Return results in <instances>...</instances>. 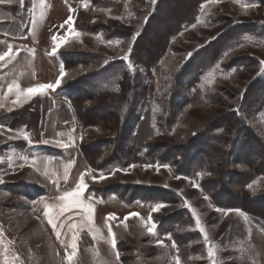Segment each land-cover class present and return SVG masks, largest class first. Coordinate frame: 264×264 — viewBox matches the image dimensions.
I'll use <instances>...</instances> for the list:
<instances>
[{"label":"rangeland","instance_id":"rangeland-1","mask_svg":"<svg viewBox=\"0 0 264 264\" xmlns=\"http://www.w3.org/2000/svg\"><path fill=\"white\" fill-rule=\"evenodd\" d=\"M200 2L203 11L201 6L197 11ZM36 3L32 43L38 45L39 59L35 64L37 47L29 48V56L23 55L13 67L16 72L23 67H34L31 79H26L20 88L25 89L36 80L41 84L53 81L63 66L66 75L55 96L66 102L57 101L55 109L54 99L41 94L14 103L16 96L12 94L13 99L8 98L0 106V117L4 115L0 118L4 123L0 128V144L15 142L17 146L5 152L14 159V165L3 168L5 181L0 183V264H69L66 253L72 251L67 245L73 231H80L75 264H175L177 257L180 264H213L207 254L209 244L216 252L215 264H264V168L255 173L252 169L264 167L261 152L264 111L255 107V113L251 112V106L264 100V73L260 65L264 61V0L216 3L125 0L115 6L95 5L87 0V8L85 0H44L43 6L40 0ZM79 6L83 8V17L86 12L94 14L87 29L75 27L73 14ZM11 7L19 17L18 8ZM195 13V21L186 23ZM8 14L4 11L9 20L5 23L13 27L14 16ZM69 16H72L70 25L65 24ZM165 27L170 30L168 34L164 33ZM101 29H107L112 37L108 38ZM76 33H80L79 37ZM135 33L139 35L133 42ZM53 36L66 41L55 52ZM234 37L237 44L224 48ZM130 43L133 52L129 54ZM222 49L224 52L220 53ZM61 54L68 58L69 70H65ZM126 54L133 67H128V61L122 67L139 75L142 82L137 79L132 83L129 95H121L117 100L113 96V105H109L108 99L97 104V98L89 96L84 83L90 81V75L104 58L113 62L112 71L124 62L120 57ZM87 56L95 59L87 60ZM147 56L151 57L148 63L141 65L138 59ZM146 85L151 93L149 99ZM83 89L87 92L86 111L81 107L79 112L82 117L87 113L90 121L84 129L81 146L84 134L71 100L76 91L84 94ZM41 107L46 108L44 115L49 114L39 127ZM239 107L243 108L242 114L252 134L229 135L230 141L221 146L213 140L212 130L232 119L231 113ZM169 109L173 116L171 123L165 115ZM148 110L153 115L156 132L143 140L144 145H149L141 152L144 160L129 155L128 161L124 160L126 155L122 150L134 144L131 136L127 144L122 141L131 127L128 118L133 114L144 115ZM55 111L62 120L59 131L51 117ZM118 111L123 117L119 125L114 117ZM9 113L11 116L6 117ZM18 126L31 134L34 143L48 148L49 153L65 156L66 165L55 172L52 165L47 166L50 160L43 154L27 157V163L21 160L19 157L25 151L19 148L26 141L9 139L16 135ZM137 127L131 131L134 133ZM141 131L145 136L147 131L143 126ZM249 135L262 139V147L255 143L252 148L250 142L254 138ZM69 136L74 144L67 149L39 142H68ZM123 144L127 146L123 148ZM256 157L261 159L251 164ZM205 158L209 170L204 166L205 169L198 171L195 165L192 171H186L190 163ZM222 161L228 162L227 168L219 170L216 167ZM20 164L25 166L20 168ZM68 165L71 166L65 180ZM117 168L121 171L113 174ZM89 169L92 172L85 175L84 201L93 207L92 227L98 230L96 238L93 239L87 226L83 230H69L70 224L81 223L84 214L80 209L66 212L56 220L58 225L64 223L58 229L61 232L58 238L45 211L55 214L61 204L59 197L72 191L79 183L78 176ZM101 173L104 179H100ZM92 176L96 177L95 181ZM193 182L200 187H194ZM250 183L252 189L247 187ZM42 196V202H35ZM205 196L209 199L205 200ZM156 203L165 207L154 212ZM45 205L53 207L46 209ZM217 207L240 209L244 216L235 212L225 215L215 211ZM132 213L137 215L131 216ZM110 215L112 220H108ZM69 216L71 219H67ZM197 217L208 233L209 243L198 230ZM152 222L156 225L155 236L147 232ZM113 238L114 248L110 243ZM157 240L163 241L162 247L157 245Z\"/></svg>","mask_w":264,"mask_h":264},{"label":"trees","instance_id":"trees-1","mask_svg":"<svg viewBox=\"0 0 264 264\" xmlns=\"http://www.w3.org/2000/svg\"><path fill=\"white\" fill-rule=\"evenodd\" d=\"M90 1L95 5H108V6H115V5H119V4L121 5L123 2H125V0H90ZM201 4H202L201 2L198 4L197 11H198L199 7L201 6ZM28 7L30 8L31 5L29 4ZM196 14L197 13H195V15L192 19H189L185 22L186 23L194 22L195 21L194 18L196 16ZM93 16H94L93 13L86 12V16L83 17V8L80 6L77 7L74 11V14H73L75 27L77 29H81L82 27L87 29L88 27H90V20L92 19ZM176 23H177V21L175 22V24ZM175 28H176V25H175ZM101 31L102 32L106 31V36L108 38L112 37V35H113L112 33L110 34L107 31V29L106 30L101 29ZM169 32H170V30H168L167 27H165L164 33L168 34ZM109 34L111 36H109ZM118 37L120 39H122L121 36H118ZM235 44H237L236 43V37L230 39L228 41V43L224 46V48L233 46ZM223 49L221 50L220 53L224 52ZM211 56H212V54H211ZM90 57L91 56H89V57L87 56L86 59L87 60L95 59V58H90ZM61 58L63 60L65 70H69L68 58L66 56H64V54H61ZM150 58H151L150 56H147V58H145L143 60L138 59V61L140 62L141 65H144V64L148 63ZM132 60L137 64V61L133 58V56H132ZM106 61L107 60L104 58V60L100 64V66L94 71V73H92V75H90V81H87L86 83H84V86L89 91V93H90L89 96H94L97 98V100H98L97 104H100L105 99H108L109 105H111V104L113 105L112 97L113 96H114V98L116 97V100H117L119 97L120 98L122 97L121 95H129L130 94V88L132 87L131 85H132V83L134 84V82L139 78V75L135 76V74H133V72L130 69L123 68L122 66H124L126 64L125 61L118 63L117 66H119V67H117V68L115 67L114 70L112 69V71H110L111 64L113 62L110 60L106 63ZM125 66H127V64ZM226 66H223V68H225ZM138 81L142 82V80H139V79H138ZM146 86L147 87H145V88L147 89V91L145 92V94L148 96L147 99H149L151 93L149 92L148 85H146ZM82 93H84V94L77 93V91L74 92L75 97H74V99L71 100L72 106L74 107V109L77 112V118L79 120L81 129L83 131L82 135L84 134L83 140L81 142V146L83 145L84 138H85L84 129L86 128V125L90 121L89 117H87V113L84 114L82 117L80 112H79V108H81V107L83 110L86 111V104L87 103H85V102L87 100H85V99H87V94H86L87 92H85V89H83ZM243 99H245V98L243 97ZM260 101H258L255 105L251 106V109H252L251 112L252 113H255V111H254L255 107H260L257 109V111H260V112L264 111V102H263L264 100H262V103H259ZM165 103L170 104L171 102L165 101ZM116 105H119V104H116ZM171 105L172 104H170L169 106H171ZM165 106H166V104H165ZM169 110H167L165 112V115H166V121L171 123L173 121V116H172V111L171 110L169 111ZM120 111H121V106H120ZM120 111L114 112L117 114L114 117L116 118V121H118L117 122L118 125L123 120V117H122V114L120 113ZM242 112H243V108L241 109L239 107L237 109H234L233 112L231 113L232 119H230V120L227 119L224 123H221L218 127L214 128L212 130L211 135H212L213 140L216 141V143H220V145L222 146L223 143L225 144V143L230 141L228 139L229 135L232 137H237V136H243V135L247 136V134H249L250 129L245 122L246 118H245V115L242 114ZM108 114L111 115L112 113L108 112ZM111 116H113V115H111ZM120 118H121V121H120ZM128 119H129V121H131L130 122L131 124L135 123V125H138V127L136 129H134V133H133V131H131V129L133 127L135 128V125L130 124L131 127L129 126L130 128L128 130V135L126 137H124V139L122 140L124 143L127 144L128 142H130V136H131V140L134 141V142H132V143H134L132 147H130V146L126 147L127 146L126 144L122 145L123 148L126 147L125 149L122 150L124 155H126V156H124L123 159L128 161L129 157H127V156L129 155L130 158H132V159L137 158L138 160L143 162L144 158L142 157L141 152H143V150L145 148H148V146H149L147 144L144 145L145 143L143 140H145V138H150V137L154 136V134L156 132V129H154L153 115H151V110H148V111H146V113L144 115H142V114L134 115L133 114ZM142 126L147 131L146 133H144V134H146L145 136H143L142 131L140 132V128ZM250 134H252V133L250 132ZM250 137L254 138V140H252V142H250L252 148L254 147L253 144H255V143L260 144L262 147V144H263L261 141L262 139L256 138L254 135H251ZM263 141H264V139H263ZM262 149L263 150L261 152L263 154V159H264V147H262ZM261 157L253 158V160L250 161V163L252 164L254 162V165H255L261 159ZM207 159L208 158H205L203 161H198L196 164L190 163L188 165L186 171H189V172L192 171V169L195 167V165H196L198 171H202V169H205L204 166H206V170H209L210 166L208 165ZM227 164H228L227 161H222L218 164V166L216 168L219 170L220 169L222 170L225 167L227 168ZM263 168L264 167L262 166L259 168L254 167L252 169L255 173V172L262 170ZM221 173H223V171ZM224 179H227L226 176L224 177Z\"/></svg>","mask_w":264,"mask_h":264},{"label":"snow or ice","instance_id":"snow-or-ice-1","mask_svg":"<svg viewBox=\"0 0 264 264\" xmlns=\"http://www.w3.org/2000/svg\"><path fill=\"white\" fill-rule=\"evenodd\" d=\"M5 0H0V4L4 3ZM7 2L11 3L12 0H7ZM20 5L24 4V0H18ZM156 0H152V3H155ZM218 2V0H209V3H216ZM41 5H44V0H40ZM256 5H247V7H255ZM84 7L87 8L88 7V3L87 0H85L84 3ZM201 10H204V6H201ZM70 11H74L72 9H70ZM117 19H119L120 17H115ZM72 22V16H69L68 20L65 21V24H71ZM33 27L35 25V21L33 20ZM63 27V25L61 26ZM80 33H76V36L79 37ZM139 35V33H135L132 36V41L134 42L136 37ZM52 40L55 42V47L53 48V52L56 51V49H58L59 47L62 46L63 43H65V40L60 39L58 36H53ZM108 43H113V41H108ZM116 43H119L118 41ZM132 51V45L131 43L129 44L128 47V53L130 54ZM192 53H189L188 56L191 57ZM8 58L13 59V54H12V48L11 46H9L8 51L0 54V61H5V59ZM120 59L124 60V61H128V67L131 69L133 67V65L130 62L129 59V55H125L123 57H120ZM107 63V61H106ZM260 65H261V73H264V61H260ZM219 67V65H217V68ZM66 73L63 69V66L61 67V72H60V78H58L56 80L55 83L53 84H41L38 85L36 87H29L26 89H20L19 85L16 84L15 82H13L12 84L8 85V94H13L16 96V101H14V103H21L22 101H26L32 98V96L39 94L42 90L45 89H52L55 90L57 87L60 86L62 79L65 77ZM7 95V94H6ZM2 106V105H0ZM238 111V110H237ZM12 131V130H9ZM16 135L15 136H10L9 139H17V138H22L24 141H26L28 144H32L33 143V139L31 134L28 131L25 130H15ZM82 139V137H81ZM40 143L43 144H50L53 143L55 144L57 147H61L64 149H67L71 146H73L74 144V140L71 136H69V140L68 142H63L60 140H55V141H50V140H41L39 141ZM20 159L24 160L25 163H27V157L21 156ZM25 165L24 164H20L19 167L23 168ZM71 165L66 166L65 171H64V179L66 180L68 177V167H70ZM152 165H145V167H151ZM130 167H136V165H131ZM157 170H159L160 165H157ZM163 167L168 168L169 165H163ZM116 171H121V169L117 168L113 171V174H115ZM126 171V170H124ZM92 172L91 169L88 170V172L86 173H82L79 179V183L76 185V187L72 190V191H67L64 192L62 196L59 197L61 204L58 206V209L56 210L55 214H50L47 210L45 211V215L48 217V223L51 224L52 228L54 230H56V236L59 238L61 235V232L58 230L59 228L64 227V223L62 222L60 225H58L56 223V220L60 217L63 216L66 212H71L73 209H80L83 211V216H82V220L81 223L78 225L76 223H72L69 225V230H73V229H80L83 230V228L85 226L88 227V231L90 234L93 235V239L96 238V233L98 232V230L94 229L92 227V219H93V207L90 203H85L84 201V194L87 190V184L85 182V175H90ZM44 175L47 177L48 173H44ZM198 175H202V173H198ZM92 180H96L95 176L91 177ZM104 175L103 173L100 174V179H104ZM178 179L180 177H177ZM55 183L58 184V181H54ZM0 183H3V174H0ZM193 186L199 188L200 185L196 184L193 182ZM247 187L249 189L253 188V184L250 183L247 185ZM205 200H208L209 197L205 196L204 197ZM53 206L51 205H45V208H51ZM165 205L163 203H156L153 207V211H159L162 208H164ZM215 211L219 212V213H223L225 215L231 213V212H235L238 216H244L243 212L240 209H223V208H219L217 207L215 209ZM131 216H136L137 214L132 213L130 214ZM67 219H71V216H69ZM113 216H109L108 220H112ZM125 219L127 220L128 217H125ZM151 220V217L149 218ZM196 224L198 226V230L203 234V239L206 243H209V236L208 233L205 231V228L201 225V220L197 217L196 218ZM155 228L156 225L154 222H152L149 226H147V232L150 235L155 236L156 232H155ZM109 231L111 232V229H109ZM80 237V231H73L72 235H71V240L69 242V244L67 245V247H70L72 249V251L70 253H66V259L69 261V264H75V260L74 257L77 254V241L78 238ZM61 243L63 244V241H61ZM112 247H115V239L113 238L110 241ZM158 246H163V241L161 240H157L156 241ZM207 254L208 257L212 260L213 264H215V255L216 252L214 250V246H212L211 244H209V247L207 248ZM118 256V253H117ZM175 264H180L179 258L177 257L175 260Z\"/></svg>","mask_w":264,"mask_h":264},{"label":"crops","instance_id":"crops-1","mask_svg":"<svg viewBox=\"0 0 264 264\" xmlns=\"http://www.w3.org/2000/svg\"><path fill=\"white\" fill-rule=\"evenodd\" d=\"M29 4L31 5L30 8L28 7ZM11 5L17 6L19 10V17L18 15L16 16V14H14V10L12 9ZM36 6H37L36 0H24L23 5H20L18 0H12L11 3L5 0L4 3L0 4V54L7 52L9 46H11L12 54L14 57L13 59H10V60L6 58L5 61H0V105H4V102L7 101L8 98L13 99V95L8 94L9 84H12L13 82H15L21 88V86L24 85L23 83H25L26 79H31L30 74L34 67L32 65L30 68L23 67L21 70H18L16 72L13 65L16 64L18 59L22 60L23 55H28L29 48H33V47H37V49H35V52H34V59H36L34 63L36 64V61H38L39 59L38 57L39 55L37 53L38 45H35L34 43H32V39H33V36H32L33 23L32 22L34 20L33 15H34V9L36 8ZM4 11L7 12V15H9L8 13L10 12L14 16L15 26L10 27L9 25H6L5 22H9V20L7 19V16L4 15ZM25 43H27V45H25ZM30 43H32V45H29ZM30 56H33V53ZM58 78H60V75H57L53 81H47V83L45 84H53L56 82ZM34 79L36 80L37 78L34 77ZM41 83H42L41 81L36 80V83L26 88L36 87L38 85H41ZM58 88L59 87H57L55 90L45 89L36 95L43 94V96L52 97L54 99V108L56 109L57 101H59V103L60 101L66 102V100L59 99L55 96V93L59 91ZM42 101H45V100L42 99ZM6 107L8 108V106ZM45 109L46 108L44 107L43 108L41 107L40 109L41 111L40 120L41 121H40L39 127L44 122V118L48 117L49 113L48 114L45 113L44 115ZM2 116L4 115L2 114L0 118H2ZM8 116H11V113H9L6 117ZM51 117L52 119H54L53 121H54V126L56 130L59 131L61 129L60 124L62 120L59 119L57 112L55 113L54 117L53 116ZM3 124L0 120V128L4 127ZM8 127H11V123L8 124ZM19 127L21 126H18L16 129H18ZM14 143L15 142L9 145H5V146L0 144V174H2L3 168H5L7 165L9 166L14 165V162H13L14 159H12L10 156L8 157V155L5 154L7 149H10L12 147H15V148L17 147L16 144L14 145ZM47 149L48 148L43 147L41 144L34 143V142L32 144H28L27 142L22 143L21 147L19 148V150L25 151L24 157H29V156L36 157L39 154L46 155V157H48L50 160L47 166L50 167L52 165L55 168L54 171L57 172L58 169L60 170L61 167L66 165V159L64 158L65 156H62V154H57V155L51 154L47 151ZM31 152L34 155H32ZM17 155H20V153H17ZM79 177L80 175L78 176V179H80ZM3 181H5L4 178H3ZM43 198L44 197L42 196L39 198V200H35V202H38L39 204L40 202H42L41 200Z\"/></svg>","mask_w":264,"mask_h":264}]
</instances>
